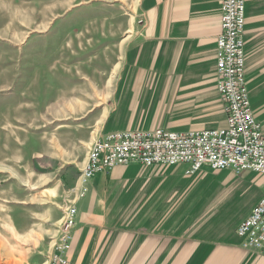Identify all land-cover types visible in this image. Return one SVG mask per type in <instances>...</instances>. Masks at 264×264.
Listing matches in <instances>:
<instances>
[{"label": "rangeland", "instance_id": "rangeland-1", "mask_svg": "<svg viewBox=\"0 0 264 264\" xmlns=\"http://www.w3.org/2000/svg\"><path fill=\"white\" fill-rule=\"evenodd\" d=\"M138 5L139 0H0V264H46L62 210L80 198L79 175L100 135L172 122V115L165 122L136 117L157 106L140 105L143 91L127 105L120 92V63L139 31ZM153 86L148 88L154 93ZM258 109L263 121L264 106ZM206 117L211 121L205 126L220 119ZM209 170L185 175L143 165L125 167L116 177L132 184L149 174L174 186L173 201L161 205L182 213L196 209L193 192L200 210L213 203L221 224L230 226L264 191V175ZM235 178L254 182H224ZM228 188L234 189L216 199ZM134 195L124 196L122 209H136ZM194 219L198 224L200 218ZM31 232L35 243L26 240Z\"/></svg>", "mask_w": 264, "mask_h": 264}, {"label": "crops", "instance_id": "crops-1", "mask_svg": "<svg viewBox=\"0 0 264 264\" xmlns=\"http://www.w3.org/2000/svg\"><path fill=\"white\" fill-rule=\"evenodd\" d=\"M138 9L139 31L120 63L119 77L125 84L120 85V92L126 95L127 105L136 92L143 91L146 100L140 105H154L157 109L138 112L136 117L141 114L143 119L154 122L153 116H159L165 122L172 115L170 124L160 126L163 129L186 131L223 126L225 115L215 73L220 0H139ZM244 16V76L254 117L261 124L258 107L264 106V0H245ZM149 85H155L154 93ZM160 106L165 110H158ZM206 116L220 119L217 124L205 126ZM261 128L264 133L262 124ZM133 166L143 165L116 166L86 183L85 195L76 202L70 264H264V256L242 247L235 234L236 226L264 191L245 215L227 226L221 224L222 217L213 210V203L200 210L201 200L193 192L196 209L182 213L161 205L173 201L174 186L149 174L139 176L132 184L116 177L125 167ZM167 167L182 173L179 165ZM201 170L209 168L204 166ZM224 182L241 187L254 181L235 178ZM233 189H223L216 199ZM127 194H135L136 209H122L119 205L127 201ZM207 208L211 209L206 211ZM194 218H200L198 224H192Z\"/></svg>", "mask_w": 264, "mask_h": 264}, {"label": "built area", "instance_id": "built-area-1", "mask_svg": "<svg viewBox=\"0 0 264 264\" xmlns=\"http://www.w3.org/2000/svg\"><path fill=\"white\" fill-rule=\"evenodd\" d=\"M220 9L215 73L225 124L186 131L156 127L103 133L87 151L79 175V197L85 195L86 183L96 174L131 163L179 165L185 175L197 173L204 166L214 171L264 175V133L254 117L244 76L245 0H220ZM76 216V199H73L62 210L61 224L46 264H70L68 254ZM235 234L241 239L242 247L264 256V193L236 226Z\"/></svg>", "mask_w": 264, "mask_h": 264}, {"label": "bare ground", "instance_id": "bare-ground-1", "mask_svg": "<svg viewBox=\"0 0 264 264\" xmlns=\"http://www.w3.org/2000/svg\"><path fill=\"white\" fill-rule=\"evenodd\" d=\"M91 146V145H90ZM85 165V164H84ZM26 240H29L31 243H35L36 241V234L33 232H31L30 234H28V236L26 237Z\"/></svg>", "mask_w": 264, "mask_h": 264}]
</instances>
